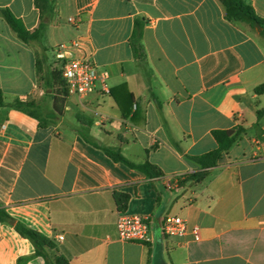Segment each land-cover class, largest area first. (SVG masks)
I'll list each match as a JSON object with an SVG mask.
<instances>
[{"label": "crops", "instance_id": "1", "mask_svg": "<svg viewBox=\"0 0 264 264\" xmlns=\"http://www.w3.org/2000/svg\"><path fill=\"white\" fill-rule=\"evenodd\" d=\"M242 2L264 20V0ZM3 9L29 30L41 17L34 0H0V209L12 218L0 221V264H151L153 241L120 239L116 222L166 213L199 228L162 235L169 264H264L263 27L227 17L220 0H52L43 37L25 43ZM136 20L143 59L129 42ZM74 39V55L107 72V90L100 80L83 96L44 86L55 49ZM15 100L32 101L40 119ZM236 126L244 131L208 173L179 183L216 148L212 131ZM17 222L47 240L46 257Z\"/></svg>", "mask_w": 264, "mask_h": 264}, {"label": "trees", "instance_id": "2", "mask_svg": "<svg viewBox=\"0 0 264 264\" xmlns=\"http://www.w3.org/2000/svg\"><path fill=\"white\" fill-rule=\"evenodd\" d=\"M224 5L225 12L227 17L235 20H244L250 22L254 26L263 27L261 32L264 34V20L257 17L254 13L252 7L244 4L242 0H220ZM35 4L39 7L41 12V17L38 25L32 29H26L22 22L16 18L8 9H3L2 14L4 19L10 26V28L16 33V35L25 43H29L31 41H40L44 35L48 16V12L52 9V0H34ZM142 22L136 20L134 22V26L130 35V46L133 54L140 59L144 58V50L142 44L140 42L141 33H142ZM55 68L49 71H43V66L46 65V58L37 57L35 61L37 72H42V77L44 79V86L47 88L50 85L49 79H53L54 77H59L61 79V83H63V88L65 91L64 80L61 76V68L60 64H58L55 60ZM255 91L260 93L264 92V83L257 86ZM66 93V91H65ZM6 105L3 98V92L0 89V106ZM10 107L19 109L21 111L26 112L27 114L40 119L39 114L34 110V103L32 101L24 102L20 100H15L12 104H9ZM264 111V110H263ZM261 112V111H260ZM40 125H44V123L39 120ZM244 129L241 126H236L230 129H215L212 131V134L217 142L216 148L201 154L199 156H195L194 159L200 164L201 170L195 171L193 173L185 174L182 178H180L179 183L186 179H195L199 180L203 178L207 173L208 169L211 166H214L217 161L222 157L223 153L228 150L239 138ZM91 142L90 139L86 138ZM96 145L95 142H92ZM105 153L112 158L114 161H120L125 163L126 165L137 168L144 172L146 175L153 177L160 174V171L156 168L152 163L145 161L142 163H134L128 160L126 157L122 155V153L111 147H102ZM118 200L126 199L125 195L117 194ZM12 218L3 210L0 209V221H10ZM15 227L18 232L24 236L31 238L35 244L36 252L46 257L43 244L47 242V240L38 234L36 231L29 229L22 225L21 223H15ZM147 243V242H144ZM58 264H70L68 259L64 256H60L57 258Z\"/></svg>", "mask_w": 264, "mask_h": 264}, {"label": "built area", "instance_id": "3", "mask_svg": "<svg viewBox=\"0 0 264 264\" xmlns=\"http://www.w3.org/2000/svg\"><path fill=\"white\" fill-rule=\"evenodd\" d=\"M74 22L75 19L68 18ZM80 47L79 39L69 43H62L54 51V59L61 68V76L64 80L67 95L83 96L91 92L95 81L100 80L103 89L107 90L105 79L107 72H97L90 58H80L74 55V50ZM160 223L161 234L166 237H181L190 231L194 236L198 235V226H188L187 220L175 214L149 215H121L117 219L116 228L118 237L123 240H136L142 242L153 241V227ZM62 239V236H58Z\"/></svg>", "mask_w": 264, "mask_h": 264}, {"label": "water", "instance_id": "4", "mask_svg": "<svg viewBox=\"0 0 264 264\" xmlns=\"http://www.w3.org/2000/svg\"><path fill=\"white\" fill-rule=\"evenodd\" d=\"M161 237H162V234H161L160 223L156 222L154 235H153L154 246H153L151 264H169L164 258L163 242H162Z\"/></svg>", "mask_w": 264, "mask_h": 264}, {"label": "rangeland", "instance_id": "5", "mask_svg": "<svg viewBox=\"0 0 264 264\" xmlns=\"http://www.w3.org/2000/svg\"><path fill=\"white\" fill-rule=\"evenodd\" d=\"M49 55H50V57L52 58L53 56H52V54H53V52H52V50H50L49 49ZM53 68H55V66H53ZM60 86L61 85V79L59 78V77H54L53 79H52V86L50 85L49 86V88H50V90H52L53 89V91L55 92V91H57L56 89L58 88V90H59V87H57V86ZM77 96V95H76ZM34 110H36V109H34ZM43 110L45 111L46 110V107H44L43 108ZM165 258V257H164Z\"/></svg>", "mask_w": 264, "mask_h": 264}]
</instances>
